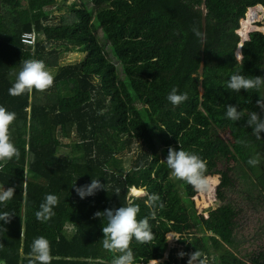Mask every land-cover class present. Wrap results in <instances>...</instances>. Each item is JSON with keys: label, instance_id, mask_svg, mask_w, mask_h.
<instances>
[{"label": "trees", "instance_id": "16d2710c", "mask_svg": "<svg viewBox=\"0 0 264 264\" xmlns=\"http://www.w3.org/2000/svg\"><path fill=\"white\" fill-rule=\"evenodd\" d=\"M26 1L0 0V106L16 113L9 136L20 153L0 161V191L16 188L7 206L0 204V213L12 216L0 221V264H28L40 236L50 242L52 264H112L119 253L102 246L106 219L93 217L129 200L154 233L146 244L132 240L134 264H189L196 251L193 264H264V133L246 126L251 112L264 118L257 107L264 87L226 89L234 72L264 76L263 33H252L242 60L235 58L241 22L264 0H59L39 8ZM26 33L37 36L33 50L21 43ZM72 51L83 54L81 61L62 66L60 55ZM29 59L56 71L54 83L13 97L8 90ZM173 88L187 93L179 106L167 100ZM228 104L243 111L241 120L226 117ZM61 138L71 141L64 159L57 155ZM180 145L207 162L215 203L209 191L170 175L163 159ZM92 177L106 191L81 199L73 186ZM133 186L146 196H132ZM47 194L58 204L50 220L38 222ZM151 194L159 197L154 207L147 204ZM212 207L219 240L199 236L200 211ZM247 225L253 228L242 229ZM169 234L179 236L170 250Z\"/></svg>", "mask_w": 264, "mask_h": 264}, {"label": "clouds", "instance_id": "9594fccd", "mask_svg": "<svg viewBox=\"0 0 264 264\" xmlns=\"http://www.w3.org/2000/svg\"><path fill=\"white\" fill-rule=\"evenodd\" d=\"M192 32L199 39L202 38V33L195 25L192 27ZM236 61L239 62L240 55H235ZM22 68L18 73L15 83L9 88V95L18 97L25 92L31 94L33 90L44 92L49 89L54 83V77L50 71L46 70V66L41 60H22ZM264 87V76H245L239 72H234L226 82V89L236 93L241 91L249 92L251 90H259ZM188 99L187 93L178 94V89L173 88L167 96V100L173 106H179ZM257 107L264 110V97H260L257 101ZM244 113L238 109L237 105L228 104L226 117L232 121H239L243 118ZM16 119L15 112H9L5 107L0 106V161L11 160L13 157L19 158V150L10 141L9 127ZM246 126L252 129L254 135L259 136L264 133V118H261L258 112H251L246 120ZM167 167L170 169V175L178 180L184 181L191 185L193 189L200 193L210 191V178L205 175L207 171V162L195 153L186 151L180 145L177 150L174 147H169L165 159ZM255 158L249 159L248 164L255 166L258 164ZM77 195L81 199L94 196L98 191H106V185L102 184L100 179L92 177L91 182L82 187L73 186ZM131 192H143V189L136 187L130 188ZM16 192L15 187L5 188L0 191V204L7 206ZM159 200L158 195L151 194L148 196L147 204L154 207ZM58 204V197L54 194H47L44 201L40 204L39 210L35 212V217L38 222H47L54 215L53 209ZM160 207H163L161 204ZM140 211L139 205L133 200L119 208H109L94 214V219L105 220L106 224L102 227L103 239L102 246L105 250L112 253H119L112 264H134V253L130 248L133 239L140 244H146L153 240L154 233L149 223V217L137 219ZM151 218H155V213L150 214ZM11 215L8 212L0 213V221L9 223ZM180 257H184L181 252ZM28 264H52L53 257L51 255L50 242L43 236L33 240ZM196 251L191 254L189 264H193L194 258L198 257ZM147 264H160L158 260L150 259Z\"/></svg>", "mask_w": 264, "mask_h": 264}, {"label": "rangeland", "instance_id": "374dc122", "mask_svg": "<svg viewBox=\"0 0 264 264\" xmlns=\"http://www.w3.org/2000/svg\"><path fill=\"white\" fill-rule=\"evenodd\" d=\"M58 1L59 0H27L26 4H27V6H30L31 8H39V7H45L46 5L56 4ZM245 21H247V20H245ZM256 27H260V24H257ZM242 29H243V27L240 29L239 32H241ZM255 30H257V29H255ZM257 32L262 33V31H260V30H257ZM82 57H83V54H80L78 51H72V52H68V53H64V54L60 55L59 62L62 66L75 65L81 61ZM51 74L53 76H55L56 71L52 70ZM200 91L202 93L203 90L200 89ZM60 143H61V146H60L59 151L57 150V155L63 159L67 158V156L69 157L71 141L67 140L65 138H61ZM135 147H137V146H134L133 148H135ZM238 193H239V191L237 190L236 191L237 196H238ZM131 195L136 196V197H145L146 193L144 192V193H142V195L137 196L136 194H134V192H131ZM209 199L212 203L216 202V191L213 188H211L209 191ZM235 209L238 210L237 206H235ZM215 210L216 209L214 207H212L210 209H202L200 211V215H201V218L203 220V223H205L208 227H212L211 223L213 220V213H215ZM191 229L192 228H189L188 230H191ZM242 229L247 230V229H249V226L247 225ZM188 230L186 231V234L188 233ZM209 231H211V230H209ZM229 236H230V239L233 241V231L232 230L229 231ZM177 239H178L177 236H175L174 239H171L169 241L171 248L176 246ZM166 257H167V255H166ZM194 264H199V263L195 262Z\"/></svg>", "mask_w": 264, "mask_h": 264}, {"label": "crops", "instance_id": "0c3cea01", "mask_svg": "<svg viewBox=\"0 0 264 264\" xmlns=\"http://www.w3.org/2000/svg\"><path fill=\"white\" fill-rule=\"evenodd\" d=\"M252 10H254L253 12H257L258 13V15L261 17V19L260 20H258V21H255L254 23H252V25H254V26H252V27H256V25L257 24H260V27L261 28H264V8H259L258 6L256 7V8H254V9H250L249 10V12H251ZM248 12V13H249ZM248 15V14H247ZM245 20H247L248 21V18L246 17V19ZM245 20H242V27H243V23L245 22ZM242 31V30H241ZM254 32H257V30H251V31H249L247 34H246V36H243V35H241V32H238V35L241 37V42H242V40H243V44H242V46L241 47H239V50H238V52H237V55L239 54L240 55V61L242 60V52H241V49H242V47H243V45L246 43V42H248L249 40H250V35L252 34V33H254ZM262 33L264 34V31H262ZM25 148H26V151L28 152V150H29V146H28V141L26 142V144H25ZM25 172L26 173H28L29 172V157H28V159H27V163H26V167H25ZM213 189H215V188H213ZM216 191V190H215ZM209 196V195H208ZM210 200V199H209ZM212 203V202H211ZM201 221H202V223H203V220H202V218H201ZM211 226L212 227H208L205 223H203V227H204V229H205V234H199V236L200 237H214V238H216V239H218L219 240V238L214 234V232L212 231V229L214 228V220H212V223H211ZM208 228V229H207ZM212 228V229H211ZM253 228V225H251L250 226V229L249 230H251ZM209 230H211V231H209ZM238 234V233H237ZM175 236H177V238H179V236L177 235V234H169L168 236H167V238L169 239V241L171 240V239H174L175 238ZM178 240V239H177ZM171 249V246H170V242H169V250ZM22 251V250H21ZM167 255V257H168V253L166 254ZM167 257L165 256V259H167Z\"/></svg>", "mask_w": 264, "mask_h": 264}, {"label": "bare ground", "instance_id": "6f19581e", "mask_svg": "<svg viewBox=\"0 0 264 264\" xmlns=\"http://www.w3.org/2000/svg\"><path fill=\"white\" fill-rule=\"evenodd\" d=\"M254 10H252L251 12H249L248 13V15H247V18H248V21H245L244 23H243V29H242V31H241V34L243 35V36H246V34L249 32V31H253V30H255V29H257V30H260V31H264V28H261V27H252V26H254V25H252V23H254L255 21H258V20H260L261 19V17L258 15V13L257 12H253ZM252 25V26H251ZM142 193H144V192H141V193H139V195L137 194V193H135L134 192V194H136L137 196H140V195H142Z\"/></svg>", "mask_w": 264, "mask_h": 264}, {"label": "built area", "instance_id": "2783aa9c", "mask_svg": "<svg viewBox=\"0 0 264 264\" xmlns=\"http://www.w3.org/2000/svg\"><path fill=\"white\" fill-rule=\"evenodd\" d=\"M36 41L37 36L34 33H26L21 38V43L30 50H33L35 48Z\"/></svg>", "mask_w": 264, "mask_h": 264}, {"label": "water", "instance_id": "95a60500", "mask_svg": "<svg viewBox=\"0 0 264 264\" xmlns=\"http://www.w3.org/2000/svg\"><path fill=\"white\" fill-rule=\"evenodd\" d=\"M259 8H263L262 6H258ZM247 17V16H246ZM241 28H242V23H241ZM242 44H243V40H242V42H241V44H240V47L242 46Z\"/></svg>", "mask_w": 264, "mask_h": 264}]
</instances>
